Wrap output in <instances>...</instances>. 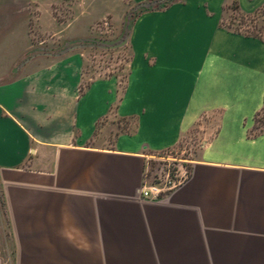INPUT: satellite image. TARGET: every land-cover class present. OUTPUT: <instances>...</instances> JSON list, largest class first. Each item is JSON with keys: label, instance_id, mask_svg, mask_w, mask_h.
I'll list each match as a JSON object with an SVG mask.
<instances>
[{"label": "crops", "instance_id": "0c3cea01", "mask_svg": "<svg viewBox=\"0 0 264 264\" xmlns=\"http://www.w3.org/2000/svg\"><path fill=\"white\" fill-rule=\"evenodd\" d=\"M0 1V264H264V133L247 136L264 105V41L221 25L228 0L137 14L121 89L84 84L77 52H26L28 18L33 34L71 42L95 19L116 25L122 0ZM55 3H68L67 24ZM205 122L181 184L141 198L153 156Z\"/></svg>", "mask_w": 264, "mask_h": 264}, {"label": "rangeland", "instance_id": "374dc122", "mask_svg": "<svg viewBox=\"0 0 264 264\" xmlns=\"http://www.w3.org/2000/svg\"><path fill=\"white\" fill-rule=\"evenodd\" d=\"M174 2L181 0H168V3ZM231 2L232 0H228L222 8L221 25L235 33L264 41V4L253 11H243L239 8L233 10ZM121 3L123 14L116 25L109 16L95 19L90 23L87 35L71 42H65L66 40L58 35L33 34L37 22L35 23L33 18H28L27 29L32 47L26 52V58L59 57L77 52L82 56L81 73L84 84L95 79H114L121 89L129 60L130 25L134 17L145 10L142 5L145 2L122 0ZM5 4V1H0V11H3ZM67 4L55 3L50 9L51 16L59 25L67 24L73 16ZM206 126L207 122L195 125L174 147L153 156L145 173L148 185L160 183L166 177L173 181H182L186 178L190 161L195 157L202 141L211 133L212 128L207 130ZM120 130L122 132L130 130L127 121L121 123ZM260 133H264V105L255 115L253 127L248 131L247 136L253 137ZM0 217H3L2 205H0Z\"/></svg>", "mask_w": 264, "mask_h": 264}, {"label": "built area", "instance_id": "2783aa9c", "mask_svg": "<svg viewBox=\"0 0 264 264\" xmlns=\"http://www.w3.org/2000/svg\"><path fill=\"white\" fill-rule=\"evenodd\" d=\"M182 181H173L166 177L160 183L143 185L139 191V196L143 199L157 200L159 197L167 195L176 189Z\"/></svg>", "mask_w": 264, "mask_h": 264}, {"label": "trees", "instance_id": "16d2710c", "mask_svg": "<svg viewBox=\"0 0 264 264\" xmlns=\"http://www.w3.org/2000/svg\"><path fill=\"white\" fill-rule=\"evenodd\" d=\"M169 4H171V3H168V0H163L160 4L151 7L150 10L162 9V8H165L166 6H168ZM231 6H232L233 10H237L238 9V6H237L235 0H232Z\"/></svg>", "mask_w": 264, "mask_h": 264}, {"label": "water", "instance_id": "95a60500", "mask_svg": "<svg viewBox=\"0 0 264 264\" xmlns=\"http://www.w3.org/2000/svg\"><path fill=\"white\" fill-rule=\"evenodd\" d=\"M162 1L163 0L153 1V2H148V3H142V5L145 7V10H150L151 7L160 4Z\"/></svg>", "mask_w": 264, "mask_h": 264}]
</instances>
